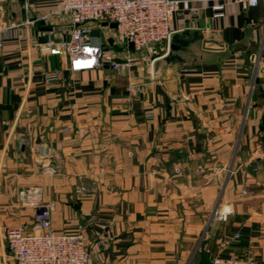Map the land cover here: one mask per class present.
Wrapping results in <instances>:
<instances>
[{"label": "crops", "instance_id": "obj_1", "mask_svg": "<svg viewBox=\"0 0 264 264\" xmlns=\"http://www.w3.org/2000/svg\"><path fill=\"white\" fill-rule=\"evenodd\" d=\"M57 3L0 0L5 20H35L0 48V260L6 229L34 224V209L19 206L34 187L54 204L57 232L85 235L91 264H264V0L230 1L217 19L213 0L183 3L173 26L193 41L180 65L157 72L165 43L124 49L92 23L93 43L133 57L123 74L107 63L73 72L49 53V31L59 41L70 25ZM100 237L111 239L98 247Z\"/></svg>", "mask_w": 264, "mask_h": 264}, {"label": "built area", "instance_id": "obj_2", "mask_svg": "<svg viewBox=\"0 0 264 264\" xmlns=\"http://www.w3.org/2000/svg\"><path fill=\"white\" fill-rule=\"evenodd\" d=\"M209 0H58L53 14L66 15L69 18L67 35L59 41L50 36L44 42L49 53L68 61L73 72L89 71L107 63L123 74L134 63L133 57L125 56L119 61V55L112 49L108 41L93 43L90 35L92 23H115L112 38L116 45L124 49L133 48L135 52H143L158 44L165 43L166 51L170 48L171 38L178 32L173 20L181 11L183 3H207ZM230 1L241 2L245 6H258L260 0H213L211 17L222 18L226 14V5ZM201 6L192 5L190 12L198 14ZM52 13L44 15L47 21ZM35 20L7 21L0 13V48L8 42L20 40L27 34L26 29ZM149 54L148 58H151ZM153 58L151 62H154ZM46 85H53L59 79V71H47L43 76ZM132 89V87L130 88ZM76 192L85 195L88 190L80 185ZM19 206L34 209V224H19L8 227L5 231L6 258L0 264H7L8 259L14 264H91L93 251L85 235L57 232L53 227L54 204L44 202L40 190L30 187L20 191ZM83 226H80L82 228ZM239 235L236 234L235 237ZM111 237H100L95 244L104 246ZM212 264H256L255 257H215Z\"/></svg>", "mask_w": 264, "mask_h": 264}, {"label": "water", "instance_id": "obj_3", "mask_svg": "<svg viewBox=\"0 0 264 264\" xmlns=\"http://www.w3.org/2000/svg\"><path fill=\"white\" fill-rule=\"evenodd\" d=\"M41 22L44 23V21ZM102 24L104 26L109 25L111 28L116 27L115 23L103 22ZM190 33L191 32L189 30H185L173 34L168 53L164 57L157 59L153 63V68L155 72L159 70L162 63L175 64V65H180L182 63L183 59L179 54V52L184 50L185 47L189 46L192 43L193 41L192 39H186V35H189ZM92 34L98 35L99 33L98 31H93ZM109 42L110 44H113V38H110Z\"/></svg>", "mask_w": 264, "mask_h": 264}]
</instances>
